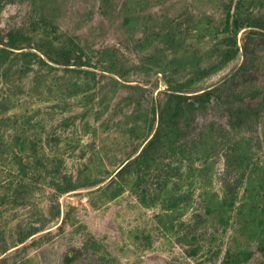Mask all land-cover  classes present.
I'll return each mask as SVG.
<instances>
[{"label": "rangeland", "instance_id": "obj_1", "mask_svg": "<svg viewBox=\"0 0 264 264\" xmlns=\"http://www.w3.org/2000/svg\"><path fill=\"white\" fill-rule=\"evenodd\" d=\"M243 1L246 14L264 19V0ZM222 2L0 0V31L18 30L24 46L0 54V257L8 264H264V143L238 130L222 136L221 109L116 175L156 129L163 72L183 81L220 60ZM70 38L82 49L79 65L39 51ZM257 56L264 91V45ZM113 57L119 73L104 70ZM241 58L194 78L190 90L215 85ZM32 228L40 231L16 245Z\"/></svg>", "mask_w": 264, "mask_h": 264}, {"label": "trees", "instance_id": "obj_2", "mask_svg": "<svg viewBox=\"0 0 264 264\" xmlns=\"http://www.w3.org/2000/svg\"><path fill=\"white\" fill-rule=\"evenodd\" d=\"M222 3L224 15L222 28L219 32L223 34L221 41L225 48L220 60L196 73L195 77L183 81L175 80L172 76L168 77L162 71L167 85L164 91L167 98L164 104L159 103L156 129L146 140L140 152L132 159L125 160L118 167L116 175L122 174L134 165L138 166L140 161H147L159 145L169 139L170 135L175 137L187 136L190 131H193L197 117L203 118L210 110L216 108L221 109L226 117V128L220 133L222 136L238 130L247 134V140L250 144L251 142L264 143V131L262 135L258 133V126L264 118V91H259L262 80L260 78L259 56H257L258 47L264 45V19L246 14V1L236 0L233 7V0H223ZM103 6L104 11H107L105 9L109 7L108 1H104ZM244 28H249V31L245 33L243 40L238 44L237 34ZM22 39L23 34L18 30L16 32L11 29L5 34L0 31V54H2L1 51L9 49H22L24 46L18 44ZM79 46L80 44L76 39L70 38L68 44L63 47H55L51 42H43L41 46L43 48L39 51L48 60L64 67H70L83 62L81 60L82 49ZM90 47L87 45L85 49H91L92 47ZM240 52L241 62L218 83L207 88L190 90L195 81L194 78L200 79L211 71L217 70L221 64L232 60ZM102 63L106 65L104 70L119 73L114 57ZM140 89L144 91L145 88L140 87ZM203 127L206 131L214 132V126L211 122H205ZM36 163L41 164V159L36 158ZM70 187L66 185L62 190H72L73 188ZM36 229L32 228L26 233L20 230L16 245L25 242L40 231ZM8 262L7 256L0 257V264H8Z\"/></svg>", "mask_w": 264, "mask_h": 264}]
</instances>
